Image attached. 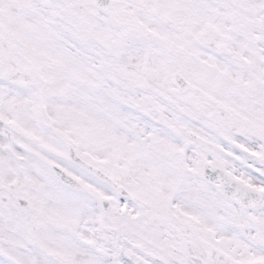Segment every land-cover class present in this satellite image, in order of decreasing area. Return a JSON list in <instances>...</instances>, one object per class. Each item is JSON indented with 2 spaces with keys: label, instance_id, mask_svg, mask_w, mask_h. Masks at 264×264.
Listing matches in <instances>:
<instances>
[{
  "label": "snow or ice",
  "instance_id": "obj_1",
  "mask_svg": "<svg viewBox=\"0 0 264 264\" xmlns=\"http://www.w3.org/2000/svg\"><path fill=\"white\" fill-rule=\"evenodd\" d=\"M0 264H264V0H0Z\"/></svg>",
  "mask_w": 264,
  "mask_h": 264
}]
</instances>
